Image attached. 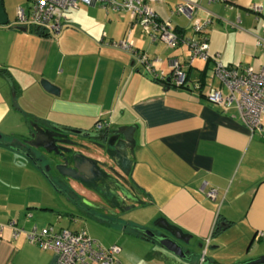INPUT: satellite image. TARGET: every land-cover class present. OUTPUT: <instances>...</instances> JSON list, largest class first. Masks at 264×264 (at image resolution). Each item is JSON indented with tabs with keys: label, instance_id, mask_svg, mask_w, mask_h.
<instances>
[{
	"label": "crops",
	"instance_id": "1",
	"mask_svg": "<svg viewBox=\"0 0 264 264\" xmlns=\"http://www.w3.org/2000/svg\"><path fill=\"white\" fill-rule=\"evenodd\" d=\"M186 1L193 10L178 13L176 6ZM101 2L68 7L64 26L42 36L15 22L16 8L29 13V0H2L8 18L0 24V264H57L56 252L26 240L33 226L83 229L105 246L117 244L119 264H183L163 259L145 234L159 218L191 236L188 246L196 255L185 264H197L207 238L205 264L263 256L264 113L263 129L250 133L235 103L217 106L206 95L211 88L228 94L214 74L216 60L240 71L264 67V0H143L178 35L206 37L208 59L190 63L184 43L151 41L138 23L131 25L129 11ZM195 20L207 22L202 33L193 31ZM122 38L166 78L172 72L168 61L177 59L187 76L183 87L171 78L165 80L169 85L156 81L135 55L110 44ZM40 78L53 82L57 94L45 91ZM99 120L104 129L136 127L130 181L142 203L115 226L95 214L75 216L73 208L58 212L45 203L46 191H58L14 148L32 123L97 132ZM70 188L61 194L67 203L85 207L82 199L94 200L81 183ZM211 189L214 198L207 195ZM14 227L22 229L15 236Z\"/></svg>",
	"mask_w": 264,
	"mask_h": 264
},
{
	"label": "water",
	"instance_id": "2",
	"mask_svg": "<svg viewBox=\"0 0 264 264\" xmlns=\"http://www.w3.org/2000/svg\"><path fill=\"white\" fill-rule=\"evenodd\" d=\"M2 6L0 0V24L5 25L8 17ZM167 81L170 82V78ZM39 82L45 91L57 94L58 87L53 82L41 78ZM27 131L28 135L17 139L14 148L17 153L31 161L42 179L60 195L65 193L64 190L71 191V182L81 183L94 193L93 201L81 200L85 207L69 200L68 203L73 206L72 211L78 214L73 215L95 214L115 226L121 224L122 217L135 204L142 203L138 190L130 181L135 158V125L126 124L102 129L100 132H87L67 126H42L32 123ZM68 135L75 137L67 138ZM91 153L94 156L89 155ZM152 223L155 229L145 231V234L158 247L156 253L163 259L174 260L175 263L179 259L186 263L193 261L196 253L188 246L190 235L183 233L180 227L168 223L164 218L154 219ZM235 264H264V255Z\"/></svg>",
	"mask_w": 264,
	"mask_h": 264
},
{
	"label": "built area",
	"instance_id": "3",
	"mask_svg": "<svg viewBox=\"0 0 264 264\" xmlns=\"http://www.w3.org/2000/svg\"><path fill=\"white\" fill-rule=\"evenodd\" d=\"M93 0H29V13L21 7L16 8V23L34 25L43 28L46 32L57 33L64 26V12L68 7H76L78 3H91ZM157 1V0H150ZM218 1V0H209ZM223 1V0H221ZM225 1V0H224ZM230 1V0H229ZM86 3V4H87ZM103 7L111 9L124 8L129 11L132 19L131 25L138 23L142 32L148 34L151 41H161L168 46L176 44H185L190 52L188 62L194 58L200 57L208 59V42L206 37L199 39L182 37L172 28V23L167 19H161L157 16L154 8L143 0H102ZM193 3L190 1L182 2L176 6L178 13L189 14L193 10ZM261 8L259 3L253 5L254 11ZM207 22L195 20L193 31L202 33ZM130 25V26H131ZM114 47L125 49L136 56L137 63L143 66L144 71L150 72L152 78L156 80L164 79L162 71L157 72L149 62L148 55L138 52L131 41L122 38L118 41H110ZM219 57L218 55L215 56ZM214 74L220 82L227 88L228 94L224 95L218 89L211 88L206 95L207 100L217 106L227 107L230 104L237 106L241 122L245 127L253 132H260L263 129L262 113L264 112V67L253 70L250 67L240 71L237 67L227 68L223 63L215 61ZM171 68L170 78L174 86L181 87L187 79L183 65L172 58L168 61ZM198 85L194 87L197 88ZM106 123L99 120L95 124L96 129H102ZM209 197L215 195V189L207 192ZM14 224V221H12ZM13 235H17L22 229L12 228ZM26 240L35 243L40 249H51L57 254V264H119L117 255L121 250L117 244L105 246L98 242L96 238H91L85 230L71 231V229L61 228L54 230L49 226L41 229L33 228L26 231ZM264 237L260 232L258 238ZM208 238L204 243V250L200 254L197 264H204L206 258L204 254L208 247Z\"/></svg>",
	"mask_w": 264,
	"mask_h": 264
},
{
	"label": "rangeland",
	"instance_id": "4",
	"mask_svg": "<svg viewBox=\"0 0 264 264\" xmlns=\"http://www.w3.org/2000/svg\"><path fill=\"white\" fill-rule=\"evenodd\" d=\"M9 1H13V0H9ZM24 127H26V126H24ZM26 129V128H25ZM28 129V128H27ZM72 138L73 137H75L74 135H70ZM79 136V135H78ZM78 136H77V138H78ZM46 191V190H45ZM44 201H45V203H49V204H53L54 206H56V208H58V212H63L64 210H66V209H68V211H69V209H71V208H73V206L70 204V203H67V200H65L64 199V196H61L60 194L58 195L57 193H55V194H52V192L51 193H47V191L45 192V194H44ZM72 210V209H71ZM71 212V211H70ZM133 212H137L136 210H134ZM71 214L73 215V214H76L75 212H71ZM138 214H139V212H138ZM76 215H78V214H76ZM75 215V216H76ZM153 221H151V223H152ZM145 231H149L150 229L149 228H146L145 227V229H144ZM208 248V247H207ZM203 250H204V245H203V247H202V250H201V252L199 253V255L203 252ZM206 251H207V249H206ZM204 257H206V252H205V254H204Z\"/></svg>",
	"mask_w": 264,
	"mask_h": 264
},
{
	"label": "trees",
	"instance_id": "5",
	"mask_svg": "<svg viewBox=\"0 0 264 264\" xmlns=\"http://www.w3.org/2000/svg\"><path fill=\"white\" fill-rule=\"evenodd\" d=\"M28 30H30L31 32H34V33H38V34H40V35H42V36H46L47 35V33H45L43 30H42V28H40L39 26H33V27H31L30 29H28ZM165 85H169L170 83H167L166 81L165 82H163ZM181 87H183V86H181ZM102 129H104L103 127H102ZM101 129V130H102ZM220 230V225L219 224H217L216 225V227H215V233L216 232H218Z\"/></svg>",
	"mask_w": 264,
	"mask_h": 264
},
{
	"label": "bare ground",
	"instance_id": "6",
	"mask_svg": "<svg viewBox=\"0 0 264 264\" xmlns=\"http://www.w3.org/2000/svg\"><path fill=\"white\" fill-rule=\"evenodd\" d=\"M21 8H22V7H21ZM22 9H23V8H22ZM23 10H24V9H23ZM15 22H16V21H15ZM25 25H26L27 27H30V28L34 26V25H27L26 23L24 24V26H25ZM37 26H38V25H37ZM40 28H41V27H40ZM42 30H43L45 33L49 34V33L46 32L43 28H42ZM167 78H168V77H167ZM167 78L164 77V79H161V80H156V79H155V80H156V81H160V82L162 81V83H163V82H165V80H166ZM263 113H264V112H263ZM263 113H262V114H263Z\"/></svg>",
	"mask_w": 264,
	"mask_h": 264
},
{
	"label": "flooded vegetation",
	"instance_id": "7",
	"mask_svg": "<svg viewBox=\"0 0 264 264\" xmlns=\"http://www.w3.org/2000/svg\"><path fill=\"white\" fill-rule=\"evenodd\" d=\"M97 132H100L99 130L97 131ZM67 138H72L70 135H68V137ZM73 139V138H72Z\"/></svg>",
	"mask_w": 264,
	"mask_h": 264
}]
</instances>
